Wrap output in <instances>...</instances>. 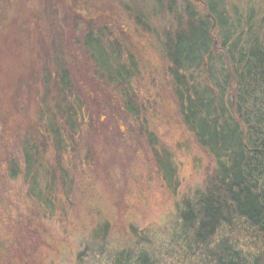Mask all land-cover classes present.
<instances>
[{
  "label": "trees",
  "instance_id": "trees-1",
  "mask_svg": "<svg viewBox=\"0 0 264 264\" xmlns=\"http://www.w3.org/2000/svg\"><path fill=\"white\" fill-rule=\"evenodd\" d=\"M132 1L137 2L114 0L116 9L120 3L126 14L120 24L122 35L91 20L74 39L75 32L68 37L59 23L54 0H47L51 39L39 38L43 89L37 118L22 135L15 134L16 155L0 179L23 173L29 185L27 200L44 215L67 222L74 171L88 166L95 177L92 174L86 188L94 190L102 208L104 199L110 205L118 185L110 172L113 155L107 159L108 148H101L100 121L106 126L103 101L111 95L120 97L129 118L152 141L148 119L133 101L134 79L149 69L147 61L151 67V60L161 57L180 120L212 161V176L203 188L182 196L166 222L141 228L127 224L115 242L111 241L115 219L99 215L92 224V242L72 254L73 264H264V0H246L244 5L242 0H153L150 10ZM6 17L0 12V39L9 32ZM70 20L82 24L81 17L69 14L64 23ZM73 66L80 71L75 82ZM17 93L12 84L5 95L17 102ZM84 131L92 156L77 147ZM156 157L163 179L172 182L173 158ZM1 191L0 199L11 197L15 201L11 207L17 206V197ZM64 204H70L69 211ZM114 205L111 211L118 213L119 205ZM35 233L40 236L38 225L24 226L22 216L0 209L1 256L7 253L5 247L9 252L23 248ZM31 251L27 249V255ZM12 257L5 264H20ZM27 262L43 264V259L35 255Z\"/></svg>",
  "mask_w": 264,
  "mask_h": 264
},
{
  "label": "rangeland",
  "instance_id": "rangeland-1",
  "mask_svg": "<svg viewBox=\"0 0 264 264\" xmlns=\"http://www.w3.org/2000/svg\"><path fill=\"white\" fill-rule=\"evenodd\" d=\"M62 1L60 5L59 0H54V5L55 9L59 10V23L63 25V29L65 27L68 37L75 32L74 39H79L83 29L86 25H90L91 20L107 25L122 35L120 24L124 23L126 14L121 9L120 3L119 12L116 9L117 2L115 3L114 0ZM132 2L139 8L147 10L154 5L153 0ZM245 2L246 0H242L243 5L246 4ZM47 6V0H0V12L7 14L5 25L9 29L5 37L0 39V173L5 169L6 164L9 165L7 162L12 160V155H16L18 144L16 140L19 135L24 133L27 126L35 123L37 118L38 97L43 89V81L39 75L42 59L39 38L44 35L49 42L51 39ZM68 14L81 17L82 24L76 20L68 21L71 24L64 23V19H68ZM74 26L77 28L75 29ZM126 42L130 47L133 46L128 40ZM54 53L52 46L51 64L54 61ZM147 62L146 67L149 69H144L141 79H134V90L137 94L133 101L140 105L141 114L148 119L154 134L152 141L148 140L146 133L129 118L120 97L111 95L106 97L108 101H103L105 105L102 114L105 116L106 126L103 128V122L100 121V131L104 133L101 136L104 140L101 148L104 150L108 148L105 155L108 156L107 159L113 155L109 160L111 166L108 165L118 185L114 188L116 196L113 197V201L109 205L105 199L102 200L103 209L102 204L95 201L94 190L86 188L92 178L93 170L88 166L84 170L79 168L74 171L76 182L71 195L73 200L71 208L70 204H64L67 211L70 208L71 219L63 222L58 216L44 215L33 201L27 200L29 185L23 173L18 172L16 178L10 175L1 177L0 190H3L1 192L6 194L8 191L9 195L17 197V206L12 208L11 204L15 201H11V197L4 196V200L0 199V209L8 211L12 217L22 216L24 226L33 222L40 227L41 233L40 236L36 233L28 236L23 248H13L9 252L10 248L5 247L7 253L2 256L0 254V264H5L10 255L13 256L15 263L20 262V264H27V260H31L35 255L43 259V264H73L72 254H76L92 242V224L99 215L107 218L109 214L115 219L116 227H113L111 232L113 235L111 241L115 242L122 237V230L127 224H135L139 228L155 225L157 227L163 224L168 220L167 218L174 216L175 207L182 196L190 195L197 188H203L208 183V178L213 173V163L207 153L195 143L193 135L180 120L176 103L167 87L165 61L161 57L159 59L156 57L151 60V67L149 61ZM54 64L51 70H55ZM72 69L71 78L75 82L80 71L75 66ZM32 76L34 79L29 81ZM12 84L18 92L17 102L13 101L12 97L10 99L9 95H5L12 88ZM89 88L86 87L88 90ZM93 111L94 114H100V110ZM18 123L20 128L17 126ZM16 133L19 134L18 137H15ZM81 133L83 134L79 135H82L80 136L82 139H79L77 147L80 152L92 156L91 144L87 138L88 131ZM85 139H88V142H85ZM96 143L99 144V141ZM156 154L173 158L171 184L163 179L164 171L159 166ZM106 168L105 165L101 170L103 176L106 175ZM93 176L95 177V172ZM101 178L98 179L97 184ZM102 186V190L105 191V186L103 184ZM114 204L119 205L118 213L116 209L115 212L111 211V206L114 208ZM27 249H32L28 255Z\"/></svg>",
  "mask_w": 264,
  "mask_h": 264
},
{
  "label": "water",
  "instance_id": "water-1",
  "mask_svg": "<svg viewBox=\"0 0 264 264\" xmlns=\"http://www.w3.org/2000/svg\"><path fill=\"white\" fill-rule=\"evenodd\" d=\"M212 16V15H211ZM213 17V16H212ZM213 19H214V24L216 25L217 24V22H216V20H215V18L213 17Z\"/></svg>",
  "mask_w": 264,
  "mask_h": 264
}]
</instances>
